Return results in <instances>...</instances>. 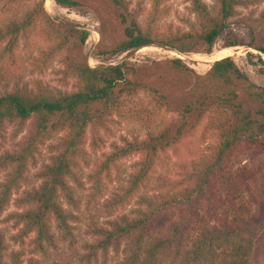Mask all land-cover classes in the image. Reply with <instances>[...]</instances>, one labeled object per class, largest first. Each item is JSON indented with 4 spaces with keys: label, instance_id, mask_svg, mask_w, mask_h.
<instances>
[{
    "label": "trees",
    "instance_id": "16d2710c",
    "mask_svg": "<svg viewBox=\"0 0 264 264\" xmlns=\"http://www.w3.org/2000/svg\"><path fill=\"white\" fill-rule=\"evenodd\" d=\"M98 1L97 59L149 46L208 55L220 38L224 49L240 46L232 29L242 26L247 47L263 64L264 10L256 9L264 0H185L187 16L174 11L170 0ZM45 2L0 0V215L15 206L8 221L21 226L17 237L30 238L32 253L41 256L23 260L24 254L10 251L0 228V264H60L48 252L76 242L72 223L85 170L98 195L113 182L121 160L139 157L103 205L110 217L140 195L151 171L168 165L167 151L203 122L215 133L208 152L178 180H164L147 210L96 227L85 259L122 249L118 264H260L264 192L254 196L257 176L243 161L250 156L264 162V86L251 82L230 57L204 74L179 58L91 67L83 54L88 31L56 22ZM53 2L67 9L81 5ZM172 13L182 25L167 21ZM50 69L60 87L40 79L23 83L26 71L34 76ZM146 116L159 118L156 131L125 138L95 161L85 149L90 131L108 129L116 118L142 122ZM10 130L13 138L23 136L3 149ZM55 137L47 162L36 169L41 146Z\"/></svg>",
    "mask_w": 264,
    "mask_h": 264
},
{
    "label": "rangeland",
    "instance_id": "374dc122",
    "mask_svg": "<svg viewBox=\"0 0 264 264\" xmlns=\"http://www.w3.org/2000/svg\"><path fill=\"white\" fill-rule=\"evenodd\" d=\"M81 5L74 9L61 8L49 0L44 3V7L49 15L58 23L68 24L71 26H77L88 31V38L83 48V54L87 56L88 64L91 67L101 65H113L122 62L143 65L151 61H159L164 59L179 58L183 60L190 68H192L198 74H204L212 65L213 62L219 58H225L224 56H230L238 68L243 72L251 82L258 86H264V57H260L263 64L259 62V55L255 51H251L247 47L249 41L248 31L242 26H235L232 29V35L239 40L240 46L234 48H228L227 50L222 47L223 38H220L214 45L211 54H189L179 55L178 53L164 49L157 46H149L135 51H130L109 60L97 59L93 56V50L95 45L99 42V23L97 21L96 12L101 8V4L98 0H79ZM207 4H212L213 0H205ZM47 3V5H46ZM169 4L172 5L174 11H177L179 15L187 16L188 12L186 7L188 4L185 0H170ZM264 10V1L256 9L257 13ZM177 16L172 13L167 21L172 22L175 25H182L178 22ZM223 50L225 53L220 54ZM231 50V51H230ZM229 52V53H228ZM26 76L23 80L24 84H28L33 79H40L44 84L49 85L52 88L60 87L58 78L52 70L46 71L42 75L31 76L28 71L25 72ZM143 98V96H140ZM144 99V98H143ZM142 122H135L132 119L122 120L116 118L110 123L108 129L98 130L97 133L89 132L87 135V143L85 149L91 154L92 159L95 161L101 157L103 153H110L114 146H123L124 139L131 140L133 136L143 138V134L148 131H156L154 128L160 127L159 118L154 117L148 119L147 116L142 118ZM165 117V120H168ZM22 134L13 138L10 131L5 134V140L2 143L3 149H12L13 145L22 138ZM58 137V136H57ZM56 137L50 141H47L40 148V155L36 158V169L44 162H47V158L50 155V149L57 142ZM215 142V133L212 130H208L206 123H201L191 134H187L181 142L173 146V148L167 151L169 157V163L166 167L157 166L149 174L148 182L145 188L141 191L140 195L134 197L130 203L118 210L112 212L108 217L107 213L103 209V205L106 199L114 195L113 190L118 185V182L123 183L124 177L132 170V165L139 159L138 156H132L131 158L123 159L118 164V171L113 173L111 184H106L102 194L93 195L92 184L86 181V175L89 170L84 171L82 183L84 190L77 189V197L79 198V208L76 214V220L72 223L74 227V233L76 236V242L72 247L68 243L58 244V251L54 252L49 250L48 255L50 261H56L60 264H118L125 257L124 251L121 249L118 252L110 250L105 258H102L99 254L98 260L85 259L88 256V247L96 239L94 229L99 226H103L109 220L115 219L117 216L136 217L139 210H147L148 206L146 202H153L157 200V188L162 186L164 180L175 181L182 177L183 171L188 170L191 164L200 159L208 152V149ZM96 149L95 154L93 150ZM258 159H253L250 156L246 157L243 164L256 173L257 184L255 195L262 194L264 192V162H258ZM36 169H32L30 176L32 178ZM168 183V182H165ZM256 202V201H255ZM256 206H254V211ZM16 208L10 205L7 210L0 215V228L6 235L10 251L17 252L22 256L23 260H27L30 257L41 258L39 254H33L32 248L29 245L30 238L17 237L21 226H16L14 221H8L7 216L9 213L15 211ZM263 244L264 237H260L257 257L260 264H263ZM123 248V247H122Z\"/></svg>",
    "mask_w": 264,
    "mask_h": 264
},
{
    "label": "bare ground",
    "instance_id": "6f19581e",
    "mask_svg": "<svg viewBox=\"0 0 264 264\" xmlns=\"http://www.w3.org/2000/svg\"><path fill=\"white\" fill-rule=\"evenodd\" d=\"M47 1H49V0H47ZM46 5H47V3H46ZM227 50V49H226ZM226 50H223L220 54H223V53H225L226 52ZM231 51V50H230ZM229 53V52H228ZM181 55V54H180ZM224 57H230V56H224ZM219 59L218 60H220V59H223V58H221V57H218Z\"/></svg>",
    "mask_w": 264,
    "mask_h": 264
}]
</instances>
